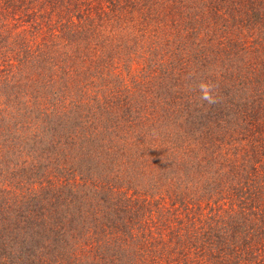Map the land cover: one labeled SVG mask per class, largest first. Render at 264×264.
I'll use <instances>...</instances> for the list:
<instances>
[{"label": "trees", "instance_id": "obj_1", "mask_svg": "<svg viewBox=\"0 0 264 264\" xmlns=\"http://www.w3.org/2000/svg\"><path fill=\"white\" fill-rule=\"evenodd\" d=\"M0 264H264V0H0Z\"/></svg>", "mask_w": 264, "mask_h": 264}, {"label": "clouds", "instance_id": "obj_2", "mask_svg": "<svg viewBox=\"0 0 264 264\" xmlns=\"http://www.w3.org/2000/svg\"><path fill=\"white\" fill-rule=\"evenodd\" d=\"M204 99H205V100H209V101L211 102V98H210L208 95H205V96H204Z\"/></svg>", "mask_w": 264, "mask_h": 264}]
</instances>
